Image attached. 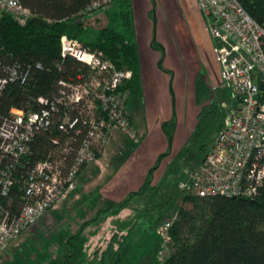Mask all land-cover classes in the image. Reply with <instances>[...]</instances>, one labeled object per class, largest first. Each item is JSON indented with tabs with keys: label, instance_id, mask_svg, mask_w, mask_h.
<instances>
[{
	"label": "built area",
	"instance_id": "built-area-1",
	"mask_svg": "<svg viewBox=\"0 0 264 264\" xmlns=\"http://www.w3.org/2000/svg\"><path fill=\"white\" fill-rule=\"evenodd\" d=\"M116 1L92 0L84 13L107 9ZM196 2L215 41L213 55L220 79L234 105L210 152L178 184V191L203 199H253L264 185V30L237 0ZM0 13L10 15L20 26L33 18L20 0H0ZM59 45L61 57L84 65L87 77L75 83L60 81L58 95L39 97L37 110L13 108L6 117L0 114V254L77 189L84 168L100 166L98 156L105 154L111 139L118 142L113 155L121 152L124 141L133 145L141 141L127 111L131 93L125 85L132 81V71L117 68L103 52L67 35L60 37ZM28 81V71L7 69L0 75V96L9 82L24 86ZM73 111L78 114L74 119L69 115ZM56 118L61 131H72L73 137L64 146L53 140L59 151L24 169L22 203L13 210L3 200H9L18 183L16 171L28 164L35 135L49 131ZM77 140L73 151L71 144ZM176 216L157 228L164 244L170 242L169 230Z\"/></svg>",
	"mask_w": 264,
	"mask_h": 264
},
{
	"label": "trees",
	"instance_id": "trees-1",
	"mask_svg": "<svg viewBox=\"0 0 264 264\" xmlns=\"http://www.w3.org/2000/svg\"><path fill=\"white\" fill-rule=\"evenodd\" d=\"M91 1L20 0L21 5L31 11L33 18L43 19L48 25L29 20L25 26H20L10 15L0 13V75L3 76L10 68L29 73V81L24 86L9 82L2 90L1 116H8L13 108L37 110L39 97L52 99L58 95L60 81L75 83L79 78L87 77L88 69L84 65L61 57L59 39L62 35L79 41L91 50L103 52L117 68L125 67L132 71L133 82L128 88L131 93L138 89L139 57L133 41V24L127 0L114 2L112 6L115 8L107 18L97 15L106 9L84 13ZM237 1L264 30V0ZM112 21L119 23L120 31L111 26ZM210 109L211 116L217 113L215 109ZM69 115L74 119L78 114L73 111ZM59 125L60 121L56 118L49 131L35 135L26 161L28 164L16 171L18 183L13 187L9 200H3L11 209L17 210L22 203L24 169L46 159L52 152L57 153L59 150L53 145V140L57 139L64 146L73 137L72 131L63 132ZM77 142L71 144L73 151ZM150 184L149 174L137 194H144ZM154 194L157 195V191ZM171 200L172 195H168L167 201L163 204L158 201V204L165 205ZM128 202L126 200L117 206L124 208ZM182 202L190 204L191 209L177 210L169 230L170 242L163 243L167 253L151 264H264V185L253 199L220 196L203 199L183 194ZM79 234L71 238L79 239ZM112 247L113 243H109L100 257V264H106L113 258ZM68 263L64 258L62 264Z\"/></svg>",
	"mask_w": 264,
	"mask_h": 264
},
{
	"label": "crops",
	"instance_id": "crops-1",
	"mask_svg": "<svg viewBox=\"0 0 264 264\" xmlns=\"http://www.w3.org/2000/svg\"><path fill=\"white\" fill-rule=\"evenodd\" d=\"M183 1L187 12L196 15L189 28L180 24L175 26L167 18L165 11L158 7V3L164 5V0H127L133 24V41L139 57L137 90L142 94V110L136 118L137 125L127 111L142 139L135 146L124 141L117 155H113L118 146L117 139H111L105 154L98 156L100 166L84 168L77 178L78 186L83 185V225L73 236L83 234L88 257L98 263L109 243H113L114 257L130 231L128 220L133 211L129 203L118 214L113 210L118 204L130 201V197L142 189L149 174L152 185L154 178L158 180L156 183L161 181L169 160L163 159L164 154L170 152L171 156L175 153L185 136L197 126L200 113L202 115L206 110V104L199 107L196 94L199 96L198 85L202 84L207 89V83L204 76L195 78L190 72L193 71L190 61L195 52L187 38L190 34L194 36L200 52L207 54L210 47L213 49L215 46V41L197 18L201 14L196 0ZM178 35L181 36L179 46ZM215 76L216 86L223 85L219 67ZM107 160L109 164L105 163ZM119 221L122 224L128 221V225L120 228L116 224ZM150 255L154 257L153 252Z\"/></svg>",
	"mask_w": 264,
	"mask_h": 264
},
{
	"label": "rangeland",
	"instance_id": "rangeland-1",
	"mask_svg": "<svg viewBox=\"0 0 264 264\" xmlns=\"http://www.w3.org/2000/svg\"><path fill=\"white\" fill-rule=\"evenodd\" d=\"M158 7L165 11L167 18L175 26L180 24L189 28V24L196 20L194 13L187 12L183 0H164V5L158 3ZM114 8L115 6H111L105 11L103 10L102 13H97V15L107 18ZM197 18L206 31L205 18L202 15ZM111 26L116 31L121 30L116 21H112ZM177 39L179 46L181 36L178 35ZM187 39L195 52L190 61L193 71L190 72L195 78L204 76L207 83V89L199 84V96L196 94L199 107L206 104V110L202 112V115L200 113L197 126L189 132V135L185 136L183 143L176 149L175 153L171 156L170 152L164 154L163 159L168 158L169 160L163 171L161 181L159 179L160 182L156 183L158 180L154 178L153 183L156 185L153 184V186L151 179V184L148 185L144 194H133L130 197L128 203L133 214L128 220L130 223L128 237L124 244L117 249L116 255L111 260L106 261V264H145L146 261L144 260L153 259L146 262V264H151L166 255L167 248L157 235V228L171 219L179 208L191 209L190 204L182 202L183 194L178 191L177 186L185 181L190 173L200 167L203 159L212 148L220 130L219 127L226 123L230 109L234 105L230 91L224 85L216 86L218 82L215 73L218 65L213 55V49L210 47L209 54L202 53L194 40V36L190 34ZM122 68L125 67L119 69ZM132 82L126 84L125 88L129 89L128 87ZM141 101V92L133 90L127 109L136 125V118L139 111L142 110ZM210 108L215 109L217 113L211 116L209 114ZM202 109L205 108H200V110ZM163 125L166 128V125ZM140 135L142 136V134ZM105 163L109 164L110 161L107 160ZM156 191L157 195L154 194ZM168 195H172L170 203L159 205L158 201L163 204L167 201ZM71 196L70 199L67 198L58 204L56 209L47 211L33 228L13 241L0 254V264H62L64 258L67 259L68 264H100L96 259L88 257L84 247L86 240L83 239V234H79V239L71 238L83 225V204H81L83 185L77 186ZM154 196H157L159 200ZM79 207H81L80 210ZM122 209L117 206L113 212L118 214ZM126 222L122 224L119 221L116 224L121 228V226L128 225ZM151 252H153L154 257L150 255Z\"/></svg>",
	"mask_w": 264,
	"mask_h": 264
},
{
	"label": "water",
	"instance_id": "water-1",
	"mask_svg": "<svg viewBox=\"0 0 264 264\" xmlns=\"http://www.w3.org/2000/svg\"><path fill=\"white\" fill-rule=\"evenodd\" d=\"M31 21L38 23V24H41V25H48V23L45 20L39 19V18H31Z\"/></svg>",
	"mask_w": 264,
	"mask_h": 264
}]
</instances>
